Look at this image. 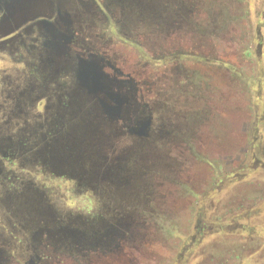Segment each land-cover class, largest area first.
<instances>
[{"label": "rangeland", "instance_id": "obj_1", "mask_svg": "<svg viewBox=\"0 0 264 264\" xmlns=\"http://www.w3.org/2000/svg\"><path fill=\"white\" fill-rule=\"evenodd\" d=\"M108 59L164 87L111 118ZM0 112V264H264V0H0Z\"/></svg>", "mask_w": 264, "mask_h": 264}, {"label": "flooded vegetation", "instance_id": "obj_2", "mask_svg": "<svg viewBox=\"0 0 264 264\" xmlns=\"http://www.w3.org/2000/svg\"><path fill=\"white\" fill-rule=\"evenodd\" d=\"M36 9H42V10L45 11V9L40 7V5L39 6H35L34 7V11ZM46 37H48V39L51 38V37L48 36V34H46ZM61 39H63V38H61ZM75 47H77V49L79 48L77 45H75ZM160 51L161 52L158 53V55L156 56L158 61L160 60V58H164L165 55H166V51L165 50H160ZM167 55H169L168 52H167ZM71 65H72V67L76 68L77 67V62L75 61L74 63H71ZM103 66H104V70L102 69L101 72H108L106 75L110 78V79L108 78V80H110V84H111V82L113 83V81H114L116 83V85H114V84L113 85L116 87L117 90H119V93H121L119 97L116 96V99L113 100V103H115V106L111 105L109 107H106V111L105 112H107V115L109 117H111V118H114V117L117 116V114L119 112V109H117V107L118 108H122L123 104L124 105H126V104L128 105L129 101L127 99L128 98L127 94L130 95V91L134 95V97L138 98L140 96V98L145 101V99H144L145 96H143L141 94L139 88L137 87V85L142 83L143 81H145V79H148L149 82H151L153 84L152 88L155 89L154 92L156 93V95H158L159 90L164 87V84L161 83V81H162V79L164 77L163 74H165L166 72H161L162 69L160 68L161 66H163V62L161 64H158L157 66L155 65L154 68H156V69H154L153 72L151 70V72H140L141 74L138 73L139 76H143L145 74L144 77H142L140 79L137 78V74L132 73V71H127L125 69L123 70L121 68L115 67L114 65H112V63H111V61L109 59L106 62L103 63ZM91 70H90V72H95L94 71L95 69L91 68ZM70 71L71 72H78V70H76V69H71ZM110 72H112V73H110ZM137 72L138 71H136L135 73H137ZM206 82H205V84H206ZM220 83H222V82H220ZM108 97L110 98V96H108ZM201 98L205 99L204 97H201ZM215 107H216V110H217V114H216V119H217V118H220L221 114L218 113L219 106H215ZM137 108H139V107H137ZM221 108H223V107L221 106ZM131 109H132V107H131ZM131 112H132V110H131ZM3 113L4 112H0V120L3 121V123H4L5 121L9 120L10 117L7 118ZM132 113H135V111H133ZM137 115L138 114L135 113V120L136 119H139V120H137L138 123H134V126L131 123L132 127H129V124L127 122L128 121V117H124L123 118L124 120H121L120 124H121L122 128L124 129V131L127 134H129V135H131L133 137H136V138H142V137L146 136V134H147L146 130L149 127L148 123H150L151 120H149L150 122L147 121V120L143 122V121H141V118H139ZM12 118H14V116H12ZM60 123H61V121H60ZM189 138H192V137H189ZM73 215H76L74 217L77 218V217H80V216H84V213H73ZM118 215H120V214H118ZM200 229L199 230L203 232L204 230L207 231L208 227L207 226H205V227L202 226V228H200ZM14 232H16V231H14ZM12 235H13L12 233L10 234V232L7 233V232L4 231L3 232V237H2V239H0V245L3 246V247L12 246L13 245L12 244L13 243L12 242L13 241ZM123 241H124V239H123ZM43 246H44V250H46L48 252H51V253L52 252L55 253L54 250H56L55 249L56 245L50 244L48 242H45V244ZM110 253L111 252L102 253V252H99V251H97V252L91 251V252L87 253L85 256H83L81 259H79V258L72 259L71 258L72 259L71 261L51 260L49 258L50 254H47L46 257L44 258V260L40 261V264H95L97 260L93 261V259L94 258H99L100 259L101 255H104V256L101 257L102 263L110 264L111 263L110 260H112L110 255H108ZM126 253H127V250H123V256H126ZM56 259H57V257H56ZM28 264H34L32 259H31V262H29Z\"/></svg>", "mask_w": 264, "mask_h": 264}, {"label": "water", "instance_id": "obj_3", "mask_svg": "<svg viewBox=\"0 0 264 264\" xmlns=\"http://www.w3.org/2000/svg\"><path fill=\"white\" fill-rule=\"evenodd\" d=\"M76 76H77V78L79 80V83L81 85H83L85 88H87V90L90 93L96 94L97 92L98 93L107 92L106 96H109V92H110L109 86L111 84L106 78H103L101 75L97 74L96 72L92 76L88 75L87 72H82V73L78 72ZM116 96L119 97L120 94L117 93ZM99 101L101 103L102 109L105 112L106 111V107H109V105L104 104V101H102L101 99H99ZM105 113H107V112H105Z\"/></svg>", "mask_w": 264, "mask_h": 264}]
</instances>
